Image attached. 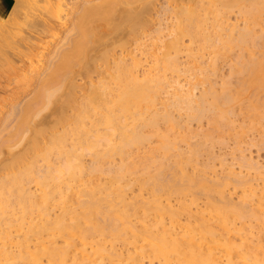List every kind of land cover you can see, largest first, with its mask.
<instances>
[{
  "label": "bare ground",
  "instance_id": "1",
  "mask_svg": "<svg viewBox=\"0 0 264 264\" xmlns=\"http://www.w3.org/2000/svg\"><path fill=\"white\" fill-rule=\"evenodd\" d=\"M74 1L71 3L69 0H15L8 15L0 18V32L8 31L13 26L18 25L24 16H33L31 23L36 28L32 30L34 32L31 37L24 36L26 37L25 45L31 48L30 51H26L27 47L25 51L17 49V46L13 52H5L2 57L0 56V107L5 103L10 104L6 113H1L4 108L0 110V131L8 130L9 134L8 137L5 132L7 139L4 137L0 140V158H2L3 153L2 147L7 145V148H10L9 159L6 158L7 162L1 163L0 166V173H2L0 174V264H7L8 262L12 264H44V257L50 264H69L70 251L74 246H77L76 238L87 244L89 239L96 236L107 233L121 236L127 228H130L128 212L121 210L117 204L118 200H124L123 190L118 183L120 182L119 178L122 179L125 165L123 168L120 166V176L115 178V183L118 181L116 188H108L109 191L105 197H97L95 190H93L88 193L89 199L81 203L79 211H72L67 206L69 194L66 192L67 190L72 191L73 186L70 182L80 178L84 171L83 164L77 163L82 155L76 151L65 149L67 137L71 132L84 140L88 150L99 163L98 166V163L96 164L97 167L92 168L95 171L102 168L101 162L103 163L104 159H111L115 155H120L123 160L128 153L133 151V146L137 147V145L145 142L147 136L142 127L158 124L159 117L153 113V108L156 106V100L162 91L166 93V96L170 94L172 99L166 98L162 103L164 106L163 118L171 124H176V121L169 107L175 106L180 110L186 108L188 112L190 110L189 117L190 113L193 117H200L204 111L203 108L201 111L200 109L196 111L198 108L195 109V105H193L196 97L194 89L199 82L192 83V86L185 92L183 91L185 87L180 84V80H174V83L176 82L178 85L176 89L174 87V92L170 93L167 90L168 82L165 81L164 77L147 75L145 79H139L124 63L125 65L120 66L118 75L115 76L120 83L117 94L113 98L106 97L109 96L108 91L106 92L108 89L106 84L93 88L89 99L79 105L80 108L77 110L79 113L73 118L76 127L68 131H65L64 128V133L57 135L56 126L59 123H70L68 109L76 102L74 94L75 73L80 72L84 76L87 75L94 69L93 66L95 67L97 60H105L107 49L102 50L107 48L108 44L114 43L117 39L123 40V37L125 38L132 33H139V29L145 30L149 22L152 23V13L156 0ZM170 1H175L176 4L181 0ZM183 1L187 2L189 6L177 11L180 20L178 21L179 32L173 41L167 44L169 48L176 50H178L180 39L183 36L196 37L195 27L201 24V18H199L195 7L197 0ZM210 1L215 5L220 4L227 8L246 3V0ZM247 1L250 2L248 8H245L247 14L254 15L255 12L258 13L264 9V0ZM9 23L11 25L7 27L6 25ZM250 31L247 29L237 40L230 37L227 44L219 48L218 54H225L224 50L233 44L246 45ZM140 32L142 33V31ZM33 36L37 40H34L36 38L33 39ZM55 38L61 39L62 44L54 51L53 57L48 59V65L42 71H34L36 77L31 76L34 81L32 78L27 82L23 78L17 79V76L26 73L33 67L36 54L40 53L39 51L45 44L46 47H49V42ZM16 43L19 45V42ZM20 58H24L23 63L16 65V61ZM165 63L167 68L171 67L174 70L177 66L176 61L167 56ZM4 65L8 66L4 67ZM238 71L245 76L241 79L238 89H235V93L229 88L230 86H225L224 89L222 88L223 91L218 93V90L216 91L211 84L209 92L213 94V100L210 105L219 112L214 118L215 122L221 115L227 114L228 107L226 108L225 105L231 106V103L236 102L248 88H252L255 92L264 91V55L260 59L256 58V60H251L242 65ZM131 75L133 76L131 77ZM200 82L202 83L203 80ZM182 87L184 88L182 89ZM30 94L32 96L26 98ZM207 94L206 92L201 94L202 100ZM104 104L107 105V111L100 112L102 119L110 125L115 133H118L119 140L110 144L109 141H114L116 136L112 138L109 134L108 139L104 136L108 142H106L107 148L101 150L99 148L100 141L87 140L89 129L83 126L84 118L90 115L91 109L94 107L99 110L101 108L99 106ZM202 105L203 103L199 108ZM116 110H119L121 114H116ZM222 117L224 118V116ZM125 118H132L133 123L130 124ZM50 120L54 121L55 124L51 127L53 134L49 137L46 131L48 132L50 129L46 130L44 124ZM9 127L10 129H8ZM29 133L33 135H29L28 138L27 134ZM24 137L27 141L29 140V143L26 141L29 147L26 146L28 148L17 152V146L21 144ZM98 139H101L100 136ZM44 140L45 148L43 145L41 146ZM164 146L168 148L169 144L164 142ZM15 147L16 149L13 151L11 148ZM30 150L34 154L43 152L46 159L54 151L60 154L64 153L70 159L58 168L59 176L53 175L52 171L38 175L35 160H31L30 165L26 163L29 161ZM73 159H77V161L75 162ZM126 166L127 170L133 169V166H128V164ZM162 173L163 171H160L159 174H156L151 183L145 182L143 184V186L151 187L153 197L152 201L146 204L145 209L157 211L158 215L155 220L159 225L146 227L148 229L140 235L147 242L141 255L157 259L160 264H217L218 260L213 249L222 245L220 239L224 237L228 248L226 264H238L232 259L233 254H236L233 252L235 245L231 240L233 239L231 232L236 231L232 232L233 234L241 232L242 228L236 226L237 221H244L250 216L259 218L257 212L248 206V201L253 200L252 197L249 195L243 202L236 204L226 198L224 189L216 183L198 180L196 176H189L186 173L178 175L177 172L167 179L163 177ZM33 180H37L44 190L40 199L33 194L30 195V192L24 188L26 182ZM243 180L241 179V183ZM51 182L59 183L57 186L55 185L59 188L65 184L66 188V192L60 191L58 194L62 201V213L53 220L51 219L50 203L56 197V192L48 190ZM198 183L207 191L208 196L211 193L215 195L214 192H217L220 199L216 200L211 194L207 208L209 215L202 212L204 214L201 213L200 217L198 215L199 223L186 225L184 227L185 232L179 236L176 228L179 227L180 212L171 205H165L163 199L168 197L170 200L174 194L180 197V195L193 192ZM263 200L264 198L259 200V207L263 204ZM105 204L107 210H104ZM184 207L190 209L186 204ZM167 214L171 219V227L169 228L166 227L163 220ZM67 215L71 216L69 222ZM36 218L38 219L36 220ZM211 220L216 223L211 222ZM212 223L219 227L218 231L214 230ZM160 227H162L161 231H159ZM155 230L157 233L154 232ZM47 235L50 237H46ZM57 237H63L66 245L58 246L56 244ZM245 239L247 241V238ZM32 241L36 242L35 250H32ZM13 247H15L14 250ZM246 248L249 250V245ZM262 249L264 251V245L258 248V250ZM103 251L100 246L95 252L98 254L93 257L94 254L88 253L86 248H81L79 251L81 254L73 256L70 264H99L97 256L102 255ZM244 252L242 255L244 260L246 259L244 264H264V255L259 256L257 253L250 257L249 253ZM114 255V252H109V256L113 257ZM128 261V264L139 263L137 256H130Z\"/></svg>",
  "mask_w": 264,
  "mask_h": 264
},
{
  "label": "rangeland",
  "instance_id": "2",
  "mask_svg": "<svg viewBox=\"0 0 264 264\" xmlns=\"http://www.w3.org/2000/svg\"><path fill=\"white\" fill-rule=\"evenodd\" d=\"M69 1L73 2L74 0ZM210 2V0H197L195 2L199 18H201V24L195 27L197 31L196 37L185 35L180 39L178 50L169 48L167 44L173 41L179 32L178 21L180 20L177 11L186 6L188 7L189 4L185 3V1L182 2V0L179 3L176 2V4L175 1L156 0L152 13V23L149 22L145 30L139 29L142 33L140 31L139 33L136 32V35L132 33L128 35L129 37H123V40L117 39L114 43L108 44L107 48L105 47L102 50L107 49L104 61L97 60L95 67L93 66L94 69L85 76L80 72L75 73L74 81L76 87L74 94L76 102L68 109L70 123L63 122L59 123L58 126L55 125L57 135L63 134L64 128L65 131H68L76 127V122L73 121V118L79 113H77L80 108L79 105L87 102L93 88L106 84V88H108L106 92L108 91L107 93H109V96L105 95L106 97L113 98L117 94L120 83L115 76L119 72L120 66L125 64L129 70L134 72L133 75L139 79H145L147 75L164 77L165 81L168 82L167 90L170 93L174 92V87L176 89L178 85L176 82V84L174 83V80H180V84L185 87H182L185 92L192 86V83L199 82L194 89L196 97L193 105H195V109L198 108L196 111L199 109L201 111L202 108L204 111L200 117H193L191 113L189 117L190 110L188 112L186 108L180 110V108L175 106L169 107L176 121V124H171L163 118L164 106L162 103L166 98L172 99L169 96L170 94L166 96V93L162 91V94L159 93L156 106L153 108V113L159 117L157 120L158 124L142 127L144 134L147 136L145 142L137 145V147L135 146L136 148L133 146V151L128 153L123 160L120 155H115L111 159H104L103 163L101 162L102 168L95 171L92 168L94 166L97 167L99 163L91 151L88 150L84 140L72 132L69 134L65 149L76 151V153L82 155L77 163L83 164L84 171L80 178L70 182L73 185L72 191L67 190L66 192L65 184L59 188L56 187L59 183L54 184L55 182H51L48 190L56 192V197L50 203L51 219H55L62 213V201L58 195L60 191L69 194L67 206L70 210L79 211L81 203L89 199V192L95 190L97 197L101 198L106 196L107 191H109L107 190L108 188H116L118 181L115 183V178L119 175L120 166L123 168L125 165L123 169L124 177L122 176V179L119 178L120 182L118 183L123 190L124 200H118L117 204L121 210L128 212L130 224V228H127L126 232L121 236L107 233L89 239L87 244L76 238L77 246H74L70 251L69 264L72 262L73 256L81 254L79 252L81 248H86L87 252L94 254L93 257H95L98 254H95V252L100 246L103 248L104 253L97 256L99 264H128L130 256H137L138 264H160L157 259L141 255L142 249L147 245V242L140 236L142 232L148 229L146 227L159 225L155 220L158 215L157 211L145 209L146 204L152 201L153 197L151 187L143 186V184L145 182L151 183L152 178L159 174L160 171H163V177L167 179L177 172L178 175L186 173L189 176H196L198 180L216 183L220 188L224 189L226 198L236 204L243 202L250 195L254 201L249 200L248 206L257 212L259 218L250 216L244 221L236 222V226L242 228V233L233 234L232 232L236 231L231 232V238H233L231 240L235 245L233 252L236 254H233L232 259L238 264H244L246 259L244 260L242 255L246 249L244 253H249L250 257L257 253L259 256L264 255L263 249L258 250L260 246L264 245V202L259 207V200L264 198V91L255 92L252 88L245 90L239 98H242L240 101L238 99L236 102H232L231 106L225 105L226 108L228 107V112L226 115H221L216 120L217 123L214 118L219 112L210 105L213 100V94L209 92L213 85L216 91L218 90V93L223 91L225 86H230L229 88L235 93V89H238L241 79L245 76L238 69L251 60L260 59L264 55V9L252 15L245 13L247 12L245 8H248L250 3L247 0L244 5L230 8ZM32 20L33 16H24L18 25L10 28L11 30L0 32L1 57L5 52H13L17 46V49L25 51L27 46L25 45L26 37L24 36L31 37L34 32L32 30L35 28L31 23ZM8 25L6 26L10 27L11 24L9 23ZM245 29L252 31L247 36L248 44H233L224 50L225 54H218L219 48L227 44L230 37L235 40L239 39L240 35L246 31ZM34 38L36 37L33 36ZM34 40H37V38ZM16 42H19V45ZM60 44H62L61 39H51L48 44L49 47H46L45 44L44 48L42 47L41 51H39L40 53L36 54L33 67L16 78L19 80L23 78L26 82L32 78V75L35 78L34 71H42L48 65V59L53 57L54 51L60 47ZM30 50L31 48L27 47L26 51ZM168 52L170 54H166ZM166 56L176 61L175 70L171 67H166ZM23 61L24 58H20L16 61V65L22 64ZM7 66L4 65V67ZM34 78H32V81H34ZM206 78L207 80H205ZM202 80L203 82L201 83L200 81ZM203 92L208 94L202 100L201 94ZM31 96L32 94L26 96V98ZM26 98L24 99L26 100ZM202 103L204 106L202 105L199 108ZM105 104L99 106L101 107L99 110L93 107L90 115L84 118L83 126L89 129L87 140L100 141L99 148L101 150L107 148V141L104 136L106 138H109L110 135L112 138L116 136L115 140L113 139L114 141H109L110 144L119 140L118 133H115L100 114L101 111H107V105ZM76 105L78 106L76 107ZM9 107L10 104H3L0 107V110L4 108L1 113H6ZM204 107L206 108L204 109ZM115 113L121 114L119 110H116ZM125 119L130 124L133 123L132 118ZM51 120L44 124L46 130L50 129V131H46L49 137L53 134L51 127L55 124ZM5 132L8 134V130ZM5 132L0 131V140L6 136ZM29 135L32 136L33 134H27L28 138ZM98 136L101 139H98ZM25 137L21 141V146H17V152L29 147V140L27 141ZM5 138L7 139V137ZM164 142L169 144L168 148L164 146ZM42 143L41 146L43 145L45 148V140ZM4 146L2 147L3 153L1 155L2 158H0V166L1 163L7 162L6 158L9 159L10 148H7V145ZM11 149L14 151L16 147ZM69 159L64 153L60 154L57 151L51 153L49 158L46 159L43 156V152L34 154L30 150L29 161L26 163L30 165L29 162L35 160L38 175L47 174L49 171L51 173L52 171V174L57 177L59 176L58 168L62 167ZM73 161L76 162L77 159H73ZM127 164L128 166H133V169L127 170ZM241 179H244L242 183ZM199 184L194 187L195 190L193 192L180 195V197L174 194L170 200L168 197L163 199L165 205H171L180 212V223L179 227L176 228L179 236H182L185 232L184 227L186 225L199 223L198 215L200 217L202 212L209 215V209L207 208L209 196L212 193L208 196L207 191ZM24 188L30 192V195L33 194L38 199L41 198L44 192L37 180L26 182ZM214 193L215 195H212L216 200H219V193ZM184 204L188 205L190 209H185ZM104 210H107L106 204ZM70 217V215H67L68 222L71 221ZM163 220L166 227H171V219L168 214L164 216ZM211 222L216 223L214 220H211ZM214 223H212L213 228L218 231L219 227ZM161 230L162 227H160L159 231ZM154 232L157 233L156 230ZM46 237H50V235ZM223 238L220 239L222 245L213 249L218 260L217 264L227 263V241ZM245 238H247V241ZM56 240L58 246L66 245L63 237H57ZM35 245L36 242L32 241V250L36 249ZM247 245H249L250 251L246 248ZM14 249L15 247H13ZM238 251L241 255L240 253L238 254ZM109 252H114L115 255L111 257ZM43 261L44 264H50L45 257ZM7 264L12 263L8 262Z\"/></svg>",
  "mask_w": 264,
  "mask_h": 264
},
{
  "label": "crops",
  "instance_id": "3",
  "mask_svg": "<svg viewBox=\"0 0 264 264\" xmlns=\"http://www.w3.org/2000/svg\"><path fill=\"white\" fill-rule=\"evenodd\" d=\"M15 0H0V18L6 17Z\"/></svg>",
  "mask_w": 264,
  "mask_h": 264
}]
</instances>
